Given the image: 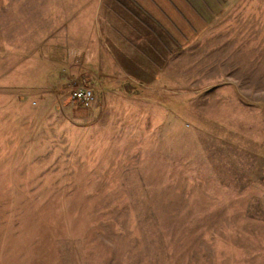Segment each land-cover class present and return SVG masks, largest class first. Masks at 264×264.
Returning a JSON list of instances; mask_svg holds the SVG:
<instances>
[{"label": "rangeland", "instance_id": "rangeland-1", "mask_svg": "<svg viewBox=\"0 0 264 264\" xmlns=\"http://www.w3.org/2000/svg\"><path fill=\"white\" fill-rule=\"evenodd\" d=\"M54 1L133 22L130 0H11L0 264H264V0H149L85 74L84 42L35 39Z\"/></svg>", "mask_w": 264, "mask_h": 264}, {"label": "crops", "instance_id": "crops-1", "mask_svg": "<svg viewBox=\"0 0 264 264\" xmlns=\"http://www.w3.org/2000/svg\"><path fill=\"white\" fill-rule=\"evenodd\" d=\"M130 1L131 2L123 1L121 4L118 5L117 3L116 5L127 9L126 11L129 12L127 17H132L131 19H133L135 24H133L132 20L117 21L118 19L108 18V16H97L91 18L88 13L81 11L79 7L75 8V11H73L74 3L68 1L66 3H62V13H59V2L57 3L54 1L51 4L47 3L43 7L38 8L40 11L36 14L34 24L36 25V34L40 36L35 39L84 42V44L79 46V48L77 46H74V48L80 49L79 51L82 52L81 55L83 56V60H81L82 66L85 63V65L88 64V67L86 68L83 66L84 70H78L77 73L84 72L85 74L88 73V71H95L91 67V59L88 61V59L91 58V42H94V44L97 42V46L95 47L97 56H99L100 53V45H104V47L101 46L102 50L106 51V55L111 57V62L114 64V59H117V54L112 53L111 48H117L118 46L120 47V45L123 46L124 41H128L129 39L124 35L125 33L130 30H132V32L136 31L135 29L139 24L143 27H145L144 24H147V22H145V18L142 19L138 17V14L134 10L137 8L141 9L140 11H143V9L145 10L146 8H149L150 1ZM162 1L164 2L165 0ZM124 2L129 3L130 6ZM17 4L18 9L24 10L26 8V2H19ZM10 5L11 0H0V30L4 31V28L7 29L5 26L12 25L8 13V10L12 7ZM55 8H57V10H55ZM112 8L115 9V5H113ZM69 9L71 11H69ZM44 10L49 15L44 14ZM19 15L20 20L16 24L19 23L21 25L23 24L22 17L26 16V13L24 11H20ZM24 24H26V22ZM41 34H45V36H41ZM126 72L129 71L126 70Z\"/></svg>", "mask_w": 264, "mask_h": 264}, {"label": "built area", "instance_id": "built-area-1", "mask_svg": "<svg viewBox=\"0 0 264 264\" xmlns=\"http://www.w3.org/2000/svg\"><path fill=\"white\" fill-rule=\"evenodd\" d=\"M69 100L71 102L87 106L93 100V91L87 86L75 87L69 92Z\"/></svg>", "mask_w": 264, "mask_h": 264}]
</instances>
